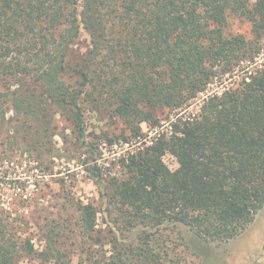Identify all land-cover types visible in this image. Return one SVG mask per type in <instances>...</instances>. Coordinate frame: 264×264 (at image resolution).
<instances>
[{
  "label": "trees",
  "instance_id": "trees-1",
  "mask_svg": "<svg viewBox=\"0 0 264 264\" xmlns=\"http://www.w3.org/2000/svg\"><path fill=\"white\" fill-rule=\"evenodd\" d=\"M231 16L251 24L250 37L225 33ZM9 112L33 126L16 137L42 161L54 156L44 140L57 118L70 123L80 151L70 160L101 199L100 208L75 205L81 237L101 246L88 249V264H193L181 227L226 243L264 208V0H0V121ZM164 112L173 114L169 132L121 157V176L106 177L89 115L123 123L102 135L113 145L141 140L142 125L160 127ZM99 213L107 242L94 234ZM58 234L37 251L0 212V264L21 254L73 264Z\"/></svg>",
  "mask_w": 264,
  "mask_h": 264
},
{
  "label": "rangeland",
  "instance_id": "rangeland-1",
  "mask_svg": "<svg viewBox=\"0 0 264 264\" xmlns=\"http://www.w3.org/2000/svg\"><path fill=\"white\" fill-rule=\"evenodd\" d=\"M225 33L250 37L251 24L245 19L231 16ZM87 45V35L83 34L79 44L81 53L86 51ZM171 116L164 112L160 127L152 128L143 124L145 136L141 140L133 139L129 144L120 140L109 145L102 135L119 134L123 130V123L117 118L90 114L91 139L95 143L98 141L100 150L104 153L101 162L105 163L106 177L121 176V157L158 133L169 132ZM21 124L22 120L12 112L8 113L5 120L0 121V212L9 217L16 236L30 239L37 251L45 247L49 235L59 233L55 240L60 251L71 258L73 264H88V249L97 252L101 250V246L81 237L76 222L75 205L92 203L100 208L101 199L97 186L80 163L70 160L80 153L74 151L72 142L75 139L71 134L70 123L61 117L57 118L56 135L44 140L48 143L47 146L53 148L54 156H46L43 161L32 151V142L16 137L21 134L17 128L27 130L28 136L34 132L31 124L25 127H21ZM11 134L13 137L9 138ZM67 135L68 139L64 142V136ZM164 161L172 170L178 167L177 161L171 155H166ZM96 228L95 236H100L104 238L103 242H107L109 234L106 224L102 222L101 213L98 214ZM180 232L189 245L188 251L184 250L189 263L264 264V208L240 236L226 243H206L183 227ZM14 264L54 262L42 263L35 255L21 254Z\"/></svg>",
  "mask_w": 264,
  "mask_h": 264
}]
</instances>
